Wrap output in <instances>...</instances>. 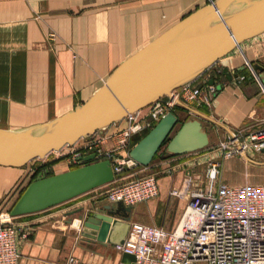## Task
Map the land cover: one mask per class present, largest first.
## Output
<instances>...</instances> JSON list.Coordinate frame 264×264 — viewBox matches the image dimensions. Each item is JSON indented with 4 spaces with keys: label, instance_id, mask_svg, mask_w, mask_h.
I'll use <instances>...</instances> for the list:
<instances>
[{
    "label": "crops",
    "instance_id": "1",
    "mask_svg": "<svg viewBox=\"0 0 264 264\" xmlns=\"http://www.w3.org/2000/svg\"><path fill=\"white\" fill-rule=\"evenodd\" d=\"M208 2L0 0V127L35 125L79 105L125 58ZM50 33H54L53 39ZM239 74H245V78L236 80ZM204 83L216 87L208 101L183 102L215 119L201 117L214 129L216 144L230 134L228 129L246 138L250 131L264 125V31L240 42L192 80L193 85ZM148 106L139 108L140 113L145 114ZM171 110L176 114V110L180 111L179 119L181 113L199 117L181 105H173ZM123 124L120 120L98 132L106 129L108 133ZM219 130L225 135H219ZM64 148L48 153L39 163H33L35 158L22 166L0 164V208L11 207L41 165L50 163L55 171L66 169L65 161L52 162L59 156L52 154ZM228 158L209 147L181 154L160 152L146 167L150 170L147 173L156 178L157 194L130 204V211L123 213L130 216L129 222L173 229L181 219L187 198L170 193L171 189L181 186L188 168L200 171L209 161L220 162L222 179L223 164ZM241 182L264 183L251 181L249 171ZM99 193L91 191L65 208L49 207L17 215L19 264H65L70 255L92 264H119L122 252L112 243L87 239L80 233L77 208L106 212L103 206L112 203Z\"/></svg>",
    "mask_w": 264,
    "mask_h": 264
},
{
    "label": "water",
    "instance_id": "2",
    "mask_svg": "<svg viewBox=\"0 0 264 264\" xmlns=\"http://www.w3.org/2000/svg\"><path fill=\"white\" fill-rule=\"evenodd\" d=\"M263 31L264 0H209L125 58L79 105L35 125L16 129L0 127V164L22 166L32 159L43 158L121 120L130 111L171 95L173 89L197 78L240 42ZM254 67L261 68L259 64ZM177 103L199 117L180 122L173 110L166 111L130 147L129 156L139 164L148 165L165 141V151L170 154L197 150L209 144V133L201 117L215 119L179 99ZM82 159L86 163L76 167L51 174L47 173V168L39 172L13 202L10 214L49 208L113 179L108 158L95 159L90 152ZM103 208L106 212L83 207L75 210L81 222V235L121 243L130 226V216L123 211L128 213L131 207L117 201ZM119 264H136L135 255L123 251Z\"/></svg>",
    "mask_w": 264,
    "mask_h": 264
},
{
    "label": "built area",
    "instance_id": "3",
    "mask_svg": "<svg viewBox=\"0 0 264 264\" xmlns=\"http://www.w3.org/2000/svg\"><path fill=\"white\" fill-rule=\"evenodd\" d=\"M50 39L54 33H50ZM251 73L254 69L248 63ZM245 74L236 76L242 80ZM214 84L193 85L186 82L149 103L145 114L140 109L128 112L122 126L108 133L101 128L82 137L84 141L63 153L67 164H81L82 156L93 152L95 159L110 160L113 179L100 190L110 202L134 204L155 196L158 185L152 173L130 175L125 170L139 163L128 151L134 133L151 127L166 111L182 101H208ZM120 121V120H119ZM219 139L216 148L222 157L262 151L264 125L250 131L246 138L237 132ZM108 142V144H106ZM74 145V144H73ZM68 146V145H66ZM65 146V147H66ZM64 148V147H63ZM61 150V149H60ZM59 151V150H58ZM48 169V167H46ZM45 168L39 172L44 171ZM220 162L209 161L205 182L199 173L187 169L182 184L170 193L187 198L179 223L173 229L140 221H131L121 243L113 244L120 252L135 255L136 264H264V183L224 184L219 179ZM194 218L190 222L189 217ZM9 208H0V264H19V232ZM65 264H92L74 255Z\"/></svg>",
    "mask_w": 264,
    "mask_h": 264
},
{
    "label": "rangeland",
    "instance_id": "4",
    "mask_svg": "<svg viewBox=\"0 0 264 264\" xmlns=\"http://www.w3.org/2000/svg\"><path fill=\"white\" fill-rule=\"evenodd\" d=\"M174 105H179L178 103H175ZM177 114H180L179 110H176ZM188 116H185L184 113H181L180 119L179 121L181 122L182 120L186 119ZM189 118V117H188ZM203 121V125L206 128V130L209 133L210 136V141L209 144L207 146H205L204 148L209 147L210 150H213L216 148V139L218 137H215L214 135V129L212 128L211 124H209L208 122ZM179 125V123L176 124L174 130L176 129V127ZM219 135H225L223 134V131L219 130ZM221 137V136H220ZM222 138V137H221ZM225 138H227V136H225ZM82 141H84L83 139L80 138V140L78 141V144L82 143ZM165 144L166 141L159 147V149L157 150V152L155 153V155L153 156V158L158 157V154L160 152H165ZM76 146V144L74 143V145H68L64 148V150H62L63 152L68 151L70 148ZM63 152H54L52 155H59L55 160H60L63 158V156L60 153ZM253 152V153H252ZM246 151L244 152L245 154H235L233 156H231L230 158H228L227 160L224 161V166H223V176L222 179L219 176V179H221L222 183L224 184H240V183H245V182H241L244 180V174L246 172L249 171L250 177H251V181H259V182H264V153L263 152H257V151ZM59 153V154H58ZM261 153V154H258ZM190 154V153H188ZM41 158H36V160H33V163H39L41 160ZM152 161V159H151ZM151 161L149 163H151ZM148 163V165H150ZM70 164V163H69ZM73 164V163H71ZM148 165L144 166L139 164L138 166H134L131 168H128L125 170V173L130 174V175H138V174H143V173H147L150 170H146L148 167ZM200 167V166H199ZM152 168V167H151ZM195 173H199L200 174V178H202L205 182L206 179V169L205 166L204 167H200V171H195L193 172L194 175H196ZM105 185H101L98 187H95L89 191H86L82 194H79L71 199H68L66 201H63L59 204H56L54 206V208H65L66 206L71 205L72 203L76 202L80 197L82 196H86L88 195L89 192H94V191H100L101 189H104ZM3 208V207H1Z\"/></svg>",
    "mask_w": 264,
    "mask_h": 264
},
{
    "label": "trees",
    "instance_id": "5",
    "mask_svg": "<svg viewBox=\"0 0 264 264\" xmlns=\"http://www.w3.org/2000/svg\"><path fill=\"white\" fill-rule=\"evenodd\" d=\"M185 120V119H184ZM183 121V120H182ZM150 128V127H149ZM149 128H146V129H143L141 132H139V134L138 135H135V136H133L132 137V139H131V144L133 145L138 139H140V137H142L148 130H149ZM155 155V154H154ZM60 161V160H59ZM53 163H56V162H58V160H55V161H52ZM51 162V163H52ZM83 163H86V161H83L81 164H83ZM49 164L50 163H46V164H44V165H41L40 167H38L35 171H34V173L32 174V176H31V179H33L38 173H39V171L40 170H42L43 168H45V167H47L48 166V174H51V173H54V172H58V171H55V169L53 168V167H49ZM78 165H80V164H67V168L66 169H68V168H72V167H76V166H78ZM24 189V188H23Z\"/></svg>",
    "mask_w": 264,
    "mask_h": 264
},
{
    "label": "bare ground",
    "instance_id": "6",
    "mask_svg": "<svg viewBox=\"0 0 264 264\" xmlns=\"http://www.w3.org/2000/svg\"><path fill=\"white\" fill-rule=\"evenodd\" d=\"M193 218H194V216L190 215V217H189L190 220L189 221L192 222Z\"/></svg>",
    "mask_w": 264,
    "mask_h": 264
}]
</instances>
